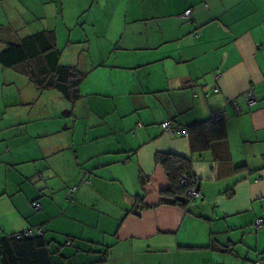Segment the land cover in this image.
Returning <instances> with one entry per match:
<instances>
[{
  "label": "crops",
  "instance_id": "crops-1",
  "mask_svg": "<svg viewBox=\"0 0 264 264\" xmlns=\"http://www.w3.org/2000/svg\"><path fill=\"white\" fill-rule=\"evenodd\" d=\"M19 2L0 6V25L54 34L85 76L72 105L9 75L24 89L0 113V242L40 227L51 253L66 244L63 264L264 263V0ZM223 109L225 136L205 152L162 129ZM157 153L193 160L199 197L160 204Z\"/></svg>",
  "mask_w": 264,
  "mask_h": 264
},
{
  "label": "trees",
  "instance_id": "trees-1",
  "mask_svg": "<svg viewBox=\"0 0 264 264\" xmlns=\"http://www.w3.org/2000/svg\"><path fill=\"white\" fill-rule=\"evenodd\" d=\"M11 1L13 2L0 0V6ZM60 54L52 33L41 32L20 38L13 32L11 37L9 29L0 25V79L1 75L7 73L6 70L15 72L40 92L56 91L64 100L74 105L82 98L80 85L85 75L74 67L63 66ZM191 128L185 129L188 134L190 132V136L192 134L190 140L193 152L208 151L215 141L225 136L222 120L214 121L213 117ZM155 160L164 169L168 179V188L162 192L160 204L184 207L196 198L189 193H198L200 196L193 160L163 153H157ZM138 208L141 211L146 205L142 203ZM30 229H41L42 235L34 234L20 240L10 236L1 240L0 264H63V260L68 259L59 253L66 244L60 245V248L54 250L56 252L51 253L42 228Z\"/></svg>",
  "mask_w": 264,
  "mask_h": 264
},
{
  "label": "built area",
  "instance_id": "built-area-1",
  "mask_svg": "<svg viewBox=\"0 0 264 264\" xmlns=\"http://www.w3.org/2000/svg\"><path fill=\"white\" fill-rule=\"evenodd\" d=\"M184 17L186 18H189L191 16V10H187L184 14H183ZM194 37L198 38L200 37V31H196L194 34H193ZM264 79V77H263ZM209 93L207 92L206 93V96H208ZM245 102L248 106H253L256 104L257 102V98H256V93L254 91V87L251 86L246 95H245ZM226 104H231L233 105V110L236 114H240L241 113V110L238 106L237 103L235 102H229L227 101ZM226 116V111L225 109L221 110L220 112H218L216 115L213 116V120L214 121H220L222 119H224V117ZM162 129L164 130V132L170 136H173V135H177V136H188V133L186 131L185 128L181 127V126H178V125H173L172 123L170 122H164L162 124ZM182 183H185L184 180H182ZM76 193V188H71V189H68L65 193V198L67 201H72L73 198H74V195ZM190 195H192L193 197H198L199 194L197 193H189ZM33 207L35 210L39 209L40 208V205L38 203H34L33 204ZM262 225V220H256L255 222V226L256 227H260ZM34 234L36 235H42V231L41 229H30V230H27L25 232H23L22 234H16L14 235L16 239L20 240V239H23V238H27V237H30V236H33ZM257 264H264V263H257Z\"/></svg>",
  "mask_w": 264,
  "mask_h": 264
},
{
  "label": "rangeland",
  "instance_id": "rangeland-1",
  "mask_svg": "<svg viewBox=\"0 0 264 264\" xmlns=\"http://www.w3.org/2000/svg\"><path fill=\"white\" fill-rule=\"evenodd\" d=\"M15 1V0H13ZM16 2L18 4H20L19 0H16ZM63 49V48H62ZM62 49H60L61 53H62ZM61 59H64V57ZM64 62V61H63ZM6 72H8L6 70ZM16 75L18 76V78H22L21 75L15 73V72H9L8 74L4 73L3 76L1 75V79H0V113L2 114V111H4L7 107L8 108V100L6 98H10V96L8 95L10 91H12L13 89L16 90V92H21V89L23 88V86L21 87L17 81H15L14 79H12L9 75ZM25 79V78H23ZM24 89V88H23ZM33 91V90H31ZM4 95V96H3ZM19 99L23 98V95H18ZM4 99H5V103H4ZM23 107H34V99L32 101H26L23 103H20ZM27 129H24V131H26Z\"/></svg>",
  "mask_w": 264,
  "mask_h": 264
},
{
  "label": "clouds",
  "instance_id": "clouds-1",
  "mask_svg": "<svg viewBox=\"0 0 264 264\" xmlns=\"http://www.w3.org/2000/svg\"><path fill=\"white\" fill-rule=\"evenodd\" d=\"M14 236V235H13Z\"/></svg>",
  "mask_w": 264,
  "mask_h": 264
}]
</instances>
